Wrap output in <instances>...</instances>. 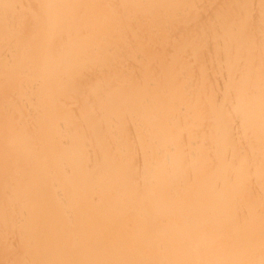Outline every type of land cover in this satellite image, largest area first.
<instances>
[{"label": "bare ground", "instance_id": "1", "mask_svg": "<svg viewBox=\"0 0 264 264\" xmlns=\"http://www.w3.org/2000/svg\"><path fill=\"white\" fill-rule=\"evenodd\" d=\"M0 264H264V0H0Z\"/></svg>", "mask_w": 264, "mask_h": 264}]
</instances>
